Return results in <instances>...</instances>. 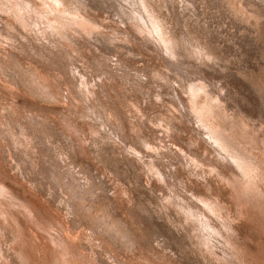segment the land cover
Segmentation results:
<instances>
[{
	"label": "rangeland",
	"instance_id": "374dc122",
	"mask_svg": "<svg viewBox=\"0 0 264 264\" xmlns=\"http://www.w3.org/2000/svg\"><path fill=\"white\" fill-rule=\"evenodd\" d=\"M135 4L0 0V264H264V0Z\"/></svg>",
	"mask_w": 264,
	"mask_h": 264
},
{
	"label": "bare ground",
	"instance_id": "6f19581e",
	"mask_svg": "<svg viewBox=\"0 0 264 264\" xmlns=\"http://www.w3.org/2000/svg\"><path fill=\"white\" fill-rule=\"evenodd\" d=\"M110 1H112L113 2V0H110ZM105 2V1H104ZM25 3V2H24ZM23 3V4H24ZM106 3H107V1H106ZM123 3V2H122ZM134 3H136L135 4V6L136 7H138L137 9H138V12L137 11H135V17L136 18H138V19H140V21L139 22H141L142 23V25L143 26H146L147 28H145V29H148V30H150V32L152 33V35H153V37H154V34H155V37H156V35L157 36H159L160 38H161V35L159 34V32L160 31H157V29L159 30V28H156V26H154L155 25V23H152V21L153 20H151L150 22L149 21H147L146 19H145V16H144V13H143V11H142V8L144 7V6H142L141 4H140V0H134ZM23 8H25V4L23 5V4H21V3H19ZM19 4H18V6H19ZM110 4H111V2H110ZM116 4V3H115ZM131 4V3H130ZM109 5V4H108ZM125 5V4H124ZM134 5V4H133ZM26 6H27V4H26ZM29 6V5H28ZM27 6V7H28ZM33 6V5H32ZM32 6L31 7H29L30 8V10H29V8H28V10L30 11V12H32V11H34V10H32ZM107 6V5H106ZM111 6H113V4L111 5ZM110 6V7H111ZM135 6H133V7H135ZM141 6H142V8H141ZM115 7V6H114ZM136 7H135V9H136ZM27 9V8H26ZM46 10V9H45ZM49 10V9H48ZM50 10H52V9H50ZM55 10V9H54ZM112 10H114V9H111V11ZM116 10V9H115ZM36 12H38V10L36 11ZM39 13L41 14V12L39 11ZM39 13H36V15H38ZM46 13H47V11H46ZM131 13V12H130ZM254 13V12H253ZM39 14V15H40ZM53 14V13H52ZM94 14H95V12H94ZM39 15H38V17H39ZM43 15V14H42ZM132 15V14H131ZM48 16V15H47ZM51 17V16H50ZM41 18H43L42 16H41ZM40 18V19H41ZM203 18V17H202ZM44 19V18H43ZM150 20V19H149ZM41 21H42V19H41ZM44 21V20H43ZM46 21V20H45ZM134 21V20H133ZM50 23H51V21H49ZM132 22V21H131ZM131 22H130V24H131ZM138 22V21H137ZM136 24V23H135ZM140 24V23H139ZM27 25V24H26ZM52 25H54V24H52ZM134 25V24H133ZM51 26V25H50ZM55 26V25H54ZM78 26V25H77ZM128 26V25H127ZM135 26V25H134ZM137 26V25H136ZM135 26V27H136ZM11 27V26H10ZM84 27V26H83ZM126 28V27H125ZM137 28V27H136ZM139 28V30H140V28H141V25L138 27ZM15 29V28H14ZM36 29V28H35ZM129 29V28H128ZM135 29V28H134ZM142 30H143V27L141 28ZM13 31V30H12ZM124 32V31H123ZM127 31H125V33H126ZM143 32H145L144 30H143ZM16 33H18V32H16ZM129 33V32H128ZM130 33H131V31H130ZM20 34V33H19ZM38 34V33H37ZM143 34V33H142ZM148 34V33H147ZM122 35V34H121ZM53 37H55L54 35H53ZM158 38V37H157ZM159 38V39H160ZM163 39V38H162ZM164 41V40H163ZM30 44H32V43H30ZM161 44L162 45H164L163 44V42L161 41ZM167 44V43H166ZM168 45V44H167ZM166 45V46H167ZM31 46V45H30ZM33 46V45H32ZM31 46V47H32ZM154 47L156 48V46H155V44H154ZM40 49V48H39ZM168 49V48H167ZM156 50V49H155ZM170 50V49H169ZM176 50H177V48H176ZM178 51V50H177ZM35 52V51H34ZM37 52H38V50H37ZM44 52V51H43ZM170 52H171V50H170ZM182 53L183 52H181V55H182ZM44 54V53H43ZM36 55V54H35ZM46 55V54H45ZM173 55H174V53H173ZM173 55H171V56H173ZM179 58V57H178ZM185 58V57H184ZM64 59V58H63ZM174 59V58H173ZM129 60V59H128ZM132 61V60H131ZM166 61V60H165ZM168 61V60H167ZM169 62H170V60H169ZM128 64V63H127ZM145 68V67H144ZM78 72V71H77ZM152 73H153V71H152ZM158 73H160V72H158ZM156 74V73H155ZM79 75V74H78ZM152 76V75H151ZM154 76V75H153ZM77 78V77H76ZM179 78V77H178ZM155 80V79H154ZM182 82V81H181ZM83 84H85L84 82H83ZM205 84V83H204ZM181 85V84H180ZM206 88V87H205ZM189 89V88H188ZM86 90V89H85ZM210 91V90H209ZM189 92V91H188ZM82 93V92H81ZM212 95V94H211ZM192 98V97H191ZM191 98H189V99H191ZM233 98V97H232ZM193 100V99H192ZM208 100V99H207ZM209 100H211V99H209ZM215 100V99H214ZM213 103V102H212ZM191 104V103H190ZM205 104V103H204ZM221 104V103H220ZM193 107V106H192ZM194 108V107H193ZM192 108V109H193ZM220 108V107H219ZM226 108V107H225ZM248 109V108H247ZM215 111H216V109H214ZM222 110V109H221ZM195 114V113H194ZM196 115V118H198L197 116V114H195ZM210 115V114H209ZM221 115V114H220ZM219 116V115H218ZM226 116V115H225ZM212 118H214V117H212ZM230 120V119H229ZM228 123H229V121H228ZM203 125V124H202ZM207 125V124H206ZM244 125V124H243ZM102 129V128H101ZM211 129V128H210ZM25 130V129H24ZM96 130V129H95ZM172 131V130H171ZM102 132V131H101ZM213 132V131H212ZM217 131H215V133H216ZM171 133H173V132H171ZM217 134H219L218 132H217ZM222 134V133H221ZM220 134V135H221ZM220 135H218V136H220ZM263 135V134H262ZM48 136V135H47ZM212 136V135H211ZM217 136V135H216ZM261 136V135H260ZM219 138V137H218ZM24 139V138H23ZM17 140H18V137H17ZM221 140H222V138H221ZM227 140V139H226ZM217 141V140H216ZM219 141V140H218ZM223 141V140H222ZM260 141V140H259ZM225 142V141H224ZM232 146V145H231ZM261 147V146H260ZM16 148V147H15ZM43 149V148H42ZM236 149V148H235ZM260 149V148H259ZM41 150V149H40ZM224 151H226V150H224ZM240 155V154H239ZM161 157V156H160ZM141 158V157H140ZM240 158V157H239ZM166 160V159H165ZM228 160V159H227ZM150 167V166H149ZM254 169V168H253ZM244 178V177H243ZM1 183V182H0ZM1 186V185H0ZM170 205V204H169ZM30 208H31V206H30ZM30 210H32V209H30ZM36 213V212H35ZM188 217V216H187ZM62 229V228H61ZM41 230V229H40ZM60 234V233H59ZM58 235V234H57ZM56 240V239H55ZM65 240V239H64ZM61 241V240H60ZM51 243V242H50ZM53 243V242H52Z\"/></svg>",
	"mask_w": 264,
	"mask_h": 264
}]
</instances>
